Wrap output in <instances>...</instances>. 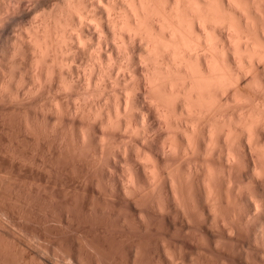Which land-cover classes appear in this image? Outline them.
I'll return each instance as SVG.
<instances>
[{
  "label": "rangeland",
  "instance_id": "374dc122",
  "mask_svg": "<svg viewBox=\"0 0 264 264\" xmlns=\"http://www.w3.org/2000/svg\"><path fill=\"white\" fill-rule=\"evenodd\" d=\"M68 3L69 0H42L40 7L44 9V12L41 13V16L62 13V9L64 11L65 8L72 7V4ZM73 3H75V0H73ZM10 5L11 7H9ZM13 7L14 0H5L4 3H0V14L13 16L15 14V8ZM98 15H100L99 12ZM30 18L31 14L29 13L16 16L11 23L5 24L3 30L0 31V84L3 83L5 87H11L13 92L16 91V84L19 83L21 75L36 66L34 63V66H32V62H30L31 58H33L32 55H29L26 60L27 63L24 61L23 64H21L18 55L20 53L18 37L23 33V29L28 26ZM14 31L17 34L16 36L13 35ZM253 37L254 40L258 39H256L257 35ZM13 40H17L15 44L12 43ZM34 42L36 44V41ZM140 43H137L135 47L138 45L142 47ZM35 44L31 45L32 49L35 47ZM106 47L104 46V48ZM109 47H111V44ZM76 49L74 48L75 54L72 58L68 57V60L73 63L72 77L82 79V75H79L81 72L78 69L85 66L80 61V58L84 57L86 52L83 50L80 52V49ZM74 56L75 58H73ZM74 59H77L79 63L75 62ZM80 63L83 66L77 67ZM137 64L139 65V61ZM137 64L135 65L137 69H141ZM53 68L56 74L53 77L51 72V77H53L52 86L43 85L44 77L41 79V81L43 80L40 84L41 86H38L42 91L40 90L35 96L30 94L25 97L23 92H20V101L12 102L10 95H6L4 101L0 103V152L4 154L3 159L6 162V166L16 153L25 155L26 158H31L35 154L34 159L29 160L28 168L24 171H20L18 167L9 169L4 173L3 182L0 183V264H46V261L42 260L41 257H47L49 248L56 242L63 244V248L56 249L57 257L64 252V249H67L73 256L80 255V264H90L93 255L95 257L94 264H131L132 253L129 250V242L135 240L143 241V248L137 254L138 262L142 261L143 264H172L168 259V254L165 252L166 244L170 245V252L175 255L180 245H183L187 250L193 248L192 244L185 242L189 233L193 236H210L211 233L205 225V217H208L210 213L204 203L206 189L203 186V180L206 176L205 180L209 181L208 178L210 179V177L208 176L210 175L208 174H210V170L221 169L227 165V158L224 152L227 153L229 145L233 140L232 138L236 137L239 131H235L237 135L233 134L234 136L228 141H231L229 145H227L228 142L226 140L221 145L224 138L221 135L220 137L219 133L222 131V127H227V129L224 128L227 132L231 129L228 126L231 125L226 124V126H222L220 121L214 120L217 117H213L215 113L212 114L211 112H214L216 108H220L219 112L216 111L219 114H223L226 119L225 122L227 121V116L231 112L234 113L235 106L239 107V112L242 114L245 108L242 109L243 106H239V103L242 101L240 105L246 104L249 100V94L253 89L264 88V65L261 64L259 67L257 65L255 67L257 70L254 69L255 71L251 73L252 75L254 74L253 76L248 73V75H251L248 77L242 72L245 77L241 75L239 98H243L240 99L238 105H234L233 101L231 104L228 101L226 103L224 99L227 100V97H224V102L222 101L221 105L231 106H222L221 109L219 105V107H215L210 112V115H207L210 117L212 115L213 117H208L209 121L206 117L208 124L212 122L213 125L220 122L219 125H213L217 128V132L221 128V131L216 134L215 138L217 140L214 138L215 140L213 141L216 143L215 141L221 140L219 141V145L217 143L212 147V143L208 142L209 136L206 133V128L210 126H207L208 124L204 119L203 122L205 124L202 122L199 126L202 133L199 131V134L198 132L197 137H200L196 141V143H199V145L197 144L198 148L194 147L198 151L192 149L189 156L187 155L188 153L183 155L182 153L184 152H181V154L178 153V156L176 155V157L167 160V158L158 154L155 148L164 136V132L166 131L163 129L164 126L160 125V122H157L158 124L155 123L153 132L149 133L140 126L139 120L137 121L133 116L132 119L135 120L133 121L134 127L129 132L135 128L136 133H138L136 138L129 136L131 149L134 150H129L128 159L142 188L145 186L155 187L157 188V195L151 199L125 200L122 198L117 187L112 193L110 201L106 195L102 196L101 190H98V177L100 174L107 177V169L115 167V163L111 159V152L99 158L95 155L97 138L106 133L101 132V122L93 125L91 123L90 110H94L91 101H82V104H80L82 108L75 105V103H70V106L65 105L64 97L59 94V69ZM36 71L39 73L38 68ZM29 76L25 77V79L31 85L33 81L31 75ZM256 78L260 79L257 81ZM253 79L255 80L253 81ZM24 91H27V89ZM75 98L77 97H73V100ZM84 103L88 105L90 103V105H87L85 109L86 105ZM58 105L61 106H59V109ZM95 107H98V105ZM78 110L81 114L85 113V117L79 115L80 112H77ZM87 114L90 115L89 119L87 118ZM245 114L248 115L246 111L244 112ZM216 115L218 116V114ZM232 119H236L235 115ZM83 126L89 129L88 133L90 136L89 143L84 146L79 143V129ZM215 128L214 130H216ZM204 130H206V135L203 133ZM144 131L148 133L146 135L148 138L150 137V140L144 136ZM255 134L258 135V138L254 135L258 142L253 139L255 143L252 144H258V148L256 146V148L249 147L251 145L247 143V138L239 134L240 137L238 139L241 138L240 142L242 141L243 145H241L243 147H240L242 149H240L242 151L240 153L241 156L239 155L241 161L240 167L235 173V179L238 182L242 179L244 181L248 180L253 167V161H256V166H260L258 167L260 170H264V166L262 167L264 165V131L259 129ZM204 135L205 140L207 136L206 142L208 146L203 139ZM106 136L111 140H122L123 138L120 133H107ZM219 137L221 139H218ZM144 140L147 142L145 143ZM244 148L245 152L243 151ZM143 149L146 151L145 154L148 150L147 156L152 153L154 162H158L154 163L152 160L159 167L157 171L159 170L158 172L161 176H157L158 181H155V179L154 181L151 180L152 184L149 183L151 181L147 182L146 176L148 175L152 179V175H149L151 174L149 172L146 173L145 168L146 166L148 167V164L150 166L152 157L149 156L150 159L146 157L141 159L140 157L142 156L138 154L141 151V155H143ZM210 151L211 153H209ZM118 159L123 162L124 157L120 156ZM146 159L150 160L149 163ZM187 160L190 162L187 163ZM258 161L259 165L257 164ZM163 175L165 177L167 175L166 179ZM168 175H170V178ZM172 175L175 182H177L176 178L178 179L177 186L179 185L178 190L180 189L181 192L179 190L176 197H179L180 200L173 198L175 196L172 195L170 184L168 183V180L173 178ZM158 182L160 185L157 184ZM209 182H206V184H209ZM248 187H252V185H248ZM257 190H259L258 184ZM260 206L264 209V205ZM248 207H251V205H248ZM141 215L148 218L149 227L154 226L152 229L154 234H146L144 232V222L140 219ZM259 222L264 223V215H260ZM70 224L73 229L71 233L68 231ZM250 225H253V220H248L241 224L240 243L245 247L251 243L252 237L250 233L254 234L256 226H258L254 225L250 228ZM193 228L196 231H192ZM185 258L187 259V257ZM55 264H59L58 258ZM205 264H213V262L209 260ZM230 264H244V262L238 255L233 254Z\"/></svg>",
  "mask_w": 264,
  "mask_h": 264
},
{
  "label": "clouds",
  "instance_id": "9594fccd",
  "mask_svg": "<svg viewBox=\"0 0 264 264\" xmlns=\"http://www.w3.org/2000/svg\"><path fill=\"white\" fill-rule=\"evenodd\" d=\"M5 0H0L4 3ZM42 0H14L15 14L5 16L0 14V31L5 24L11 23L16 16L23 13L31 14L28 26L23 29L19 35L20 53L19 60L21 64L26 61L29 55L41 57L40 52H35L31 45L33 44L36 34L39 32L42 36L49 37V45L45 49L47 56L42 62H38L30 71L24 72L19 83L16 84V91L13 92L11 87H5L0 84V103L4 101L6 95H10L12 102L21 100L20 92L27 97L30 94L36 95L39 92L41 76L36 69L45 76L44 84L51 85V69H59V94L64 97L66 106L75 103L79 106L82 101H91L94 110L91 111V123H100L104 133H120L122 140H111L106 135L97 138L96 157L99 158L111 152V159L115 167L107 169V177L100 174L98 177L99 189L101 194L106 195L111 200L112 193L119 188L120 194L125 200L151 199L157 195L156 188L145 186L142 188L140 182L134 173L133 166L129 162V150L131 149L132 138L137 137L135 130L129 132L132 127V118L135 114L140 115L139 124L142 127L145 122V114L138 108L133 107L135 95L139 91L140 80L136 75L137 66L132 64V56L129 52V46H134L135 39L140 35L138 30L128 27L130 20L140 24L143 28L144 23L140 22L137 12L141 15L149 7L145 0H69L72 7L57 15L49 14L41 16L44 9L40 7ZM256 0H228V4L239 13L236 23L244 28L249 29L259 24L264 30V14L257 20L251 18V14L245 11V7H251ZM264 4V0H259ZM178 6V5H177ZM103 10L107 14L105 20L97 13ZM107 23L111 33L114 34L111 41L104 31V24ZM93 35H85L84 29ZM16 36V32L13 33ZM130 39L125 43L124 36ZM109 42L116 45L118 56L114 58L109 53L106 59L101 58V52L106 51L102 45ZM13 44L16 40H13ZM142 44L145 41H141ZM74 48L85 51L88 54L87 63L80 68L82 79L72 77L73 63L68 57L75 53ZM148 55H141L139 65L142 69V77L145 81L146 95L145 101L150 106L157 103V94L165 89V82L155 78L156 68L150 59L152 50L149 48ZM224 53H221L223 60ZM259 63L264 64V59ZM242 72L248 73L242 65L239 66ZM31 75L33 83L29 85L25 77ZM239 79V77H237ZM14 81V78H13ZM27 89V91H24ZM35 89V91H33ZM174 90L169 88V94ZM73 97H79L73 100ZM151 97V98H150ZM123 101V103H122ZM98 107H95L97 106ZM59 109V105L57 106ZM225 107H230L225 105ZM248 115L241 117L239 107H235L234 113L228 115L225 122L223 115H218L217 119L222 126L231 124L232 129L239 130V134L247 138L251 144V138L256 129L264 130V88L253 89L249 94V100L243 105ZM123 109V111H122ZM235 115L236 119H232ZM79 143L87 145L89 143V133L86 127L79 129ZM229 132V138L233 135ZM236 141L233 140L228 148L227 165L221 169L210 170V185L206 184L205 205L210 215L205 217V225L208 227L210 236H193L189 233L186 243L192 244L193 248L187 250L180 245L175 255L170 252V245H165V252L172 264H205L211 260L213 264H230L233 254L238 255L244 264H264V223L259 222L260 215H264V170H260L253 161V167L247 181L235 179L236 170L240 167V159L234 151ZM126 146H128L126 148ZM3 153L0 152V183L3 182L4 173L12 168H19L24 171L29 167V160L33 157L26 158L25 155L16 153V155L7 163L3 159ZM123 156L121 162L118 157ZM110 182V185H109ZM257 184L259 190H257ZM252 185V187H248ZM251 205V207H248ZM243 209V210H242ZM140 219L144 222V232L154 234L149 227L148 218L141 215ZM253 220L256 226V232L251 234V243L245 247L240 243L239 234L241 224ZM69 233L73 231L72 225H69ZM192 231H196L193 228ZM202 231V229H201ZM170 239V237H169ZM63 248L61 242H56L49 248L48 256H42L41 259L46 264H55L58 258L59 264H80V255L73 256L67 249L56 256V249ZM143 248L142 240L129 242V250L132 253L131 264H143L137 261V254ZM250 253L252 254L250 256ZM187 257V259L185 258ZM94 255L90 264H94Z\"/></svg>",
  "mask_w": 264,
  "mask_h": 264
},
{
  "label": "bare ground",
  "instance_id": "6f19581e",
  "mask_svg": "<svg viewBox=\"0 0 264 264\" xmlns=\"http://www.w3.org/2000/svg\"><path fill=\"white\" fill-rule=\"evenodd\" d=\"M158 1L159 0H157V1L145 0V2L149 5V7L144 11L143 15H141L139 12H137V16L139 17L140 22L144 23V25H145L143 28H141L140 24L136 23L135 21L130 20L128 22L129 28H132L134 30H138L140 33V35H138L135 39L134 46H129V52L132 56V64H134V66H135L137 64V62L140 60V56L142 54L145 56L148 55L147 50L150 48L152 50V56L150 57V59L153 61V66L156 68V72H155L154 76H155V78L161 79L165 82V89L161 93L157 94V103L155 104V106H150L144 99V97L147 93H146V88H145V81L142 77V69H139V70L136 69V75H137L138 79L140 80V87H139V91L135 95V102H134L133 107L140 109L145 114V122H144L142 127L144 128V130H146V132H149V133L153 132L152 130L154 129L155 123H157V122H160L159 124L164 126L163 129L166 130L164 132V136L161 138V141L158 140L159 143L157 144V147H155V148H156V151L158 152V154L162 155V157H165L168 160L169 158L171 159L172 157H176V155L178 156V153L181 154V152H184V153H182L183 155L188 153L187 155L189 156L190 155L189 153L192 151V149H194V147L198 148L199 143H196V141H198L197 136H198V132L200 131L199 126L201 125V123L203 122L204 119H205V122L207 120L208 121L210 120V119H208V117H210V116H207V115H210V112L213 111L215 109V107H219V105H220V107L222 109L223 105H221V104H222L224 97H227V100L224 99L226 103L229 102L231 104L234 102V105L235 104L238 105V103L240 102V99L243 98V97L239 98V96H240V94H239L240 93L239 82L241 80V75L245 74V72H243V74H242V71L240 70L239 66L242 65L243 68L245 70H247V73L251 74L253 71L257 70V68H255L257 65H258V67L261 65V63H259V61L261 59H264V30H262V28L259 24H256L255 27H252L249 29H244V28L240 27L235 22L239 16V13H237L236 10L228 4V0H162V1L160 0V2H161L160 5H159L160 2H158ZM155 2L158 4L155 5L156 4ZM236 2L240 3L241 0H236ZM158 5H159V7H158ZM12 6H13V4H12ZM160 6H162V7H160ZM9 7H11V5ZM66 7H67V5H66ZM69 8H70V6H69ZM244 10L250 12L251 18L255 21L258 18H260L262 16V14H264V4H261L259 2V0H256V2L251 5V7H245ZM62 12H63V9H62ZM99 14L105 20L107 19V14L103 10H100ZM56 15H57V13H56ZM103 27H104L105 33L109 37V41H111L114 34L110 32L107 23H105ZM147 28H149V29H147ZM84 34L86 36L87 35H93L92 33H90V31L87 28L84 29ZM256 35H257V37H256ZM253 36H255L256 39L258 38L261 42L258 39L254 40ZM34 39H35L34 41H36V44L34 41H33V44H35L36 48L33 47V50L35 52H40L42 55H41V57L33 56V58H31L32 60L30 62H32V66H34L33 63L37 64L38 62H41L43 59L46 58L47 53H46L45 49L49 45V37L47 35L42 36L38 32ZM93 39L95 40V39H97V37L95 35H93ZM129 39H130V37H128L127 35L124 36L125 43H127V41ZM142 40L145 41L144 45L142 43H140ZM137 43H140L142 45V47H139L140 45L135 47V45ZM110 44H111V47H109ZM102 46L108 47V49L106 47V49H107L106 53H105V51L101 52V58L102 59H106V57L109 53H111L114 58H116L118 56V50H117L115 44H112L111 42H109L107 45H102ZM15 49H16V47H15ZM76 50H75V52H76ZM80 52H82V50H80ZM78 53H76V54L78 55ZM221 53H224L223 60L221 59ZM85 54L86 55L84 57H82V58L79 57L80 61L84 65H86L87 59H88V54L87 53H85ZM71 58H72V56H71ZM73 58H75V56ZM77 59L76 60L74 59V61L78 62ZM26 63H27V61H26ZM77 64H76V66H77ZM29 66H31V65H29ZM81 66H83V65H81V63H80L77 67H81ZM32 69H33V67H32ZM78 70H80V69H78ZM248 70H250V71H248ZM263 70H264V68H263ZM54 71H55V69L52 68L51 72L53 74L52 75L53 77L55 76L54 74H56L55 73L56 71L55 72ZM75 72H77V71H75ZM38 74H40L41 79H43L45 77L40 72ZM73 75H75V74L73 73ZM79 75L81 76V73ZM249 75L247 74L248 77H249ZM256 75H255V77H256ZM258 76H259V74H258ZM53 77H51V78L53 79ZM58 77H59V75H58ZM180 77L182 78L181 80H180ZM237 77H239V79H237ZM243 77H245V76L243 75ZM259 79H257V81ZM254 80L255 79H253V81ZM257 81H256V83H257ZM41 82H43V80ZM253 84L255 85V83H253ZM43 85H45V84H43ZM51 86H52V84H51ZM169 88L174 90L172 92V94H169ZM241 94L243 95V93H241ZM230 100H231V102H230ZM49 102H51V100H49ZM55 103H56V101H55ZM122 103H123V101H122ZM240 103H242V101ZM240 103H239V106H243V105H240ZM37 104H39V103H37ZM60 105H61V103H60ZM85 105L86 106L84 108L86 109L88 104H85ZM89 105H90V103H89ZM91 105H92V103H91ZM224 105H225V103H224ZM79 106H81V108H82V105H79ZM223 107H225V106H223ZM243 108L244 107H242V109ZM219 109L220 108H216L214 110V112H211L212 114L215 113V115H213V117H217L216 114L223 115L222 113H220V114L218 113ZM79 110L77 112H80ZM122 111H123V109H122ZM240 111H243V110H240ZM244 112L245 111H243V113H242L243 115L240 113L241 117H244L246 115V114L244 115ZM56 113H58V112L56 111ZM79 115L84 116L86 114L85 113L81 114V112H80ZM87 115H88L87 118L89 119L91 117L90 116L91 114L90 115L87 114ZM134 117L137 119V121L138 120L140 121V115L138 113L135 114ZM206 117H207V120H206ZM211 117H212V115H211ZM85 120H86V118H85ZM214 120H218V119L214 118ZM133 121H135V120L132 119V127H134ZM219 123L218 124L215 123V124L219 125ZM88 124H90V123H88ZM209 124L212 125V122ZM209 124L207 126H210V127H207L206 128L207 131L204 130L203 133H205V131H206V133L209 136L208 142L212 143L211 146L213 147L217 143H218L217 145H219V143H220L219 141H221V140H219L218 142L215 141L216 143L213 142L216 139L215 138L216 134H218L221 131V128H220V131L217 132L218 131L217 128L214 127L216 125L215 124H213L214 126L212 125L216 129V130H214V128ZM160 125H159V127H161ZM203 127H204V125H203ZM217 127H219V126H217ZM228 127H230L232 129L231 126H228ZM224 128L227 129V127H222V131L219 133V136L221 135L224 138V139L222 138L223 142H221V145H222V143H224L225 140L228 142L230 140V138H232L234 136V135H232L229 138V136H228L229 132L234 131L233 133L236 134L235 131L236 132L238 131V130H231L229 128L230 130H228L226 132ZM134 130H135V128H134ZM136 130H137V127H136ZM258 130L259 129L255 130V133H257ZM146 132L144 131L143 133H144V136L146 138H148L147 137L148 133H146ZM200 132H199V134H200ZM206 133H205V135H206ZM237 133H238V135L236 134L237 136L233 137L232 139L236 141L234 151L239 156L240 153L242 152V151H240V149H241L240 147H243L242 146L243 143H241L242 141L240 142L241 138L238 139L241 136V135L239 136V131ZM255 133H254V135L258 138V135ZM161 135H163V134H161ZM205 135L203 138L204 140H205ZM254 135L251 138V144H250L251 146H249L251 148H253L255 146L257 147V145H258V144L253 145L255 143V141H257V139ZM220 137L218 139H221ZM243 137H245V136H243ZM198 139H200V137ZM253 139H255V141ZM206 140H207V136H206ZM206 140H205V143L208 146ZM144 142H145V140H144ZM230 142H228L227 145H229ZM195 145H197V146H195ZM211 146L209 144V148ZM147 147L149 148V146H147ZM197 148L194 150L198 151ZM226 148H227V146H226ZM244 150H245V148L243 149V151ZM143 152L145 154L146 151H144V149H143ZM209 153H211V151ZM224 153L226 155L225 157L227 158L228 150H227V153L226 152H224ZM250 153H251V150H250ZM144 154L141 155V151H140V154H138V155L142 156V157H140L141 159H143L145 157L150 159L149 156L152 157L151 161L149 159H146V160H148V163H149V161L151 162L150 166H149V164H148V167L145 165L146 166L145 168L147 171L146 173L149 172V173H151L149 175H152V179H150V176H148V175L146 176L147 180H148L147 182H149L151 180L154 181V179H155V181H158L157 176L160 174L158 172L159 170L157 171V169L159 167L156 166L157 164H154V163H158V162H154L153 156L151 155L152 153L149 156H147L148 150H147V153L145 155ZM253 154L256 156L255 153H253ZM194 157H195V155H194ZM141 159H140V161H141ZM182 159H183V157H182ZM152 160L154 163L152 162ZM176 160H177V158H176ZM188 160H190V159H188ZM188 160H187V163L191 161V160L190 161H188ZM144 161H145V159H144ZM257 164L258 165L260 164L259 161ZM263 166L264 165H262V167ZM258 167H260V166H257V168ZM258 169H260V168H258ZM208 175H210V174H208ZM160 176H159V178H160ZM169 176L170 175H168V177ZM166 177H167V175H166ZM166 177H165V179H166ZM208 177H210V176H208ZM202 179H203V176H202ZM205 179H206V176H205ZM205 179L203 180L204 181L203 186L206 185V182L208 183L210 181L209 178H208L209 181H206ZM176 180L178 182L177 178H176ZM177 182H175L174 176L172 179L168 180V183L170 184L172 195L175 196L173 198H175L176 200H177V198L179 199V197H176V196L180 190V189L178 190L179 185L177 186V184H178ZM149 183L152 184V181ZM157 184L160 185L159 182ZM209 185H210V182H209ZM205 191H204V193H205ZM180 192H181V190H180ZM179 200H178V202H179ZM176 203H177V201H176Z\"/></svg>",
  "mask_w": 264,
  "mask_h": 264
}]
</instances>
